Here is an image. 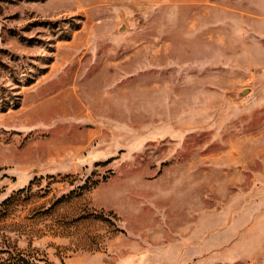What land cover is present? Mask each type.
Returning <instances> with one entry per match:
<instances>
[{
  "label": "rangeland",
  "instance_id": "1",
  "mask_svg": "<svg viewBox=\"0 0 264 264\" xmlns=\"http://www.w3.org/2000/svg\"><path fill=\"white\" fill-rule=\"evenodd\" d=\"M0 264H264V0H0Z\"/></svg>",
  "mask_w": 264,
  "mask_h": 264
}]
</instances>
